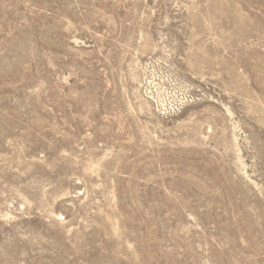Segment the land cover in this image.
<instances>
[{
    "label": "rangeland",
    "instance_id": "rangeland-1",
    "mask_svg": "<svg viewBox=\"0 0 264 264\" xmlns=\"http://www.w3.org/2000/svg\"><path fill=\"white\" fill-rule=\"evenodd\" d=\"M0 264H264V0H0Z\"/></svg>",
    "mask_w": 264,
    "mask_h": 264
}]
</instances>
